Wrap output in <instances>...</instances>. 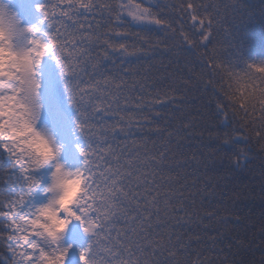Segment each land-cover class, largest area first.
I'll return each mask as SVG.
<instances>
[{
  "label": "snow or ice",
  "instance_id": "6c2138e0",
  "mask_svg": "<svg viewBox=\"0 0 264 264\" xmlns=\"http://www.w3.org/2000/svg\"><path fill=\"white\" fill-rule=\"evenodd\" d=\"M255 15L240 0H0V264H205L181 235L190 186L164 179L182 93L136 77L158 52L185 56L241 167L253 143L264 153V44L238 40Z\"/></svg>",
  "mask_w": 264,
  "mask_h": 264
},
{
  "label": "trees",
  "instance_id": "16d2710c",
  "mask_svg": "<svg viewBox=\"0 0 264 264\" xmlns=\"http://www.w3.org/2000/svg\"><path fill=\"white\" fill-rule=\"evenodd\" d=\"M162 3L175 0H161ZM214 3L218 0H204ZM255 9L256 15L245 17L238 40L260 49L264 44V23L259 16L262 0H240ZM162 51V49L160 50ZM192 65L183 55L164 53L142 61L140 76L147 77L151 86L175 85L183 96V104L177 110L173 105L165 123L173 133L170 161L173 173L164 179L180 181L190 186L195 199L196 215L184 221L181 235L190 242L194 250L204 252L205 264H262L264 261V153L253 143L244 149L247 160L234 168L219 152L223 135L221 126L210 123L203 109L202 90L195 84ZM200 68H195L199 73ZM165 140L157 144L165 145ZM239 147H244L241 142ZM235 158H233V163ZM182 166V167H181ZM185 177L187 178L185 180ZM6 176L0 174V190ZM195 184V187H191ZM210 185L211 187H206ZM215 218L210 219L208 211ZM198 237V239H197ZM190 238V240H189ZM8 253L0 244V260Z\"/></svg>",
  "mask_w": 264,
  "mask_h": 264
}]
</instances>
